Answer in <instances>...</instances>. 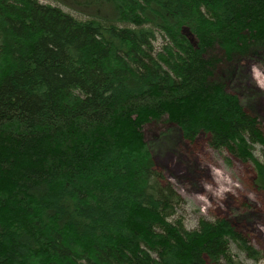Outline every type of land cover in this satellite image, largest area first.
I'll return each instance as SVG.
<instances>
[{
	"label": "trees",
	"instance_id": "trees-1",
	"mask_svg": "<svg viewBox=\"0 0 264 264\" xmlns=\"http://www.w3.org/2000/svg\"><path fill=\"white\" fill-rule=\"evenodd\" d=\"M105 1L113 19L80 21L0 0V264L258 259L230 218L184 227L143 127L206 135L252 164L264 200V132L227 90L243 62L264 67V0Z\"/></svg>",
	"mask_w": 264,
	"mask_h": 264
},
{
	"label": "rangeland",
	"instance_id": "rangeland-1",
	"mask_svg": "<svg viewBox=\"0 0 264 264\" xmlns=\"http://www.w3.org/2000/svg\"><path fill=\"white\" fill-rule=\"evenodd\" d=\"M36 1L57 6L80 21L113 19V6L105 0ZM155 35L152 45L156 53L164 38L158 31ZM227 90L239 98L246 111L258 117L264 132V67L243 62ZM143 131L157 169L183 199L177 216L184 227L192 230L203 219L230 218L260 256L250 258L233 245L235 259L240 264H264V200L253 186L252 164L240 162L225 149H213L204 134L186 140L173 124L151 122ZM263 150L256 145L253 153L261 159Z\"/></svg>",
	"mask_w": 264,
	"mask_h": 264
}]
</instances>
